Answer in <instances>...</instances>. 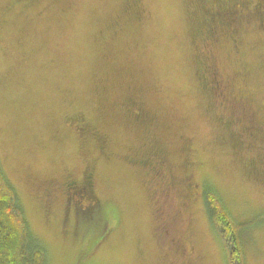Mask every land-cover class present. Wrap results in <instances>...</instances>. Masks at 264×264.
Segmentation results:
<instances>
[{"label":"rangeland","instance_id":"1","mask_svg":"<svg viewBox=\"0 0 264 264\" xmlns=\"http://www.w3.org/2000/svg\"><path fill=\"white\" fill-rule=\"evenodd\" d=\"M199 1L140 0L136 19L126 8L133 0H0V166L48 264H228L201 197L204 180L237 222L259 217L245 264H264V177L245 170L248 152L234 157L223 115L198 85ZM239 18V42L224 37L209 49L221 76L246 75L264 134V25ZM136 94L159 118L153 129L123 113V99ZM78 120L104 134V157L77 137ZM188 139L195 194L180 202L135 160L155 144L180 180ZM86 162L107 222L81 225L75 236L73 209L64 218L61 195L47 202L37 186L79 178Z\"/></svg>","mask_w":264,"mask_h":264},{"label":"trees","instance_id":"2","mask_svg":"<svg viewBox=\"0 0 264 264\" xmlns=\"http://www.w3.org/2000/svg\"><path fill=\"white\" fill-rule=\"evenodd\" d=\"M201 2H205L209 5V8H214L212 0H202ZM136 1L133 0L126 8L129 9L128 13L131 16H134L133 8L135 6ZM212 10V9H211ZM212 10V11H214ZM136 13V12H135ZM136 17V16H134ZM248 18L249 15H248ZM258 19L263 18L261 14H258ZM137 19V17H136ZM251 19V18H250ZM211 19L209 17L205 18L202 21H199V25L196 28L195 35L198 39H201V42L205 43L209 39L215 41V33L213 31L208 30L210 27ZM209 25V26H208ZM216 44V41H215ZM203 57L200 56V59ZM203 62V61H202ZM202 62H197V67L199 68V73L197 75L198 85L200 91L203 95L208 98L209 106L212 108L214 107V100L217 99L216 97V90L210 87L209 82L214 78L216 73V69H212L209 71H202L201 65ZM123 105L124 110H128L131 106H139L141 110H144L146 106H144L143 102L140 100L139 95L136 94L135 97H126L123 99L121 103ZM216 110L219 109L217 106ZM221 111V110H219ZM256 116H258V111H253ZM252 112V113H253ZM252 113H248L249 118ZM140 119L133 120L136 124H148L153 129V125L159 122V118L156 116L155 113L145 110L144 114L137 115ZM137 117V118H138ZM225 123H229L232 120L225 119ZM257 120V119H256ZM224 122V121H223ZM231 124V123H230ZM257 125V123H256ZM143 128V127H142ZM94 131L98 132L97 136H101L100 143L104 144L107 142L106 137L100 134V130L97 128H93ZM236 129V128H235ZM233 133L231 134L229 131V139L231 141L230 148L233 149L234 157L237 156L239 151H246L247 153V161L243 160L245 164L244 168L247 173L255 174L256 179L258 177L263 178L262 175L258 170H256L255 163L264 166V148H261V145L264 146V142H261V145H256L255 141L260 139V141L264 140V134L256 132L254 136V140H248L246 133L242 131L238 133H234V130L231 129ZM237 130V129H236ZM88 134V133H86ZM84 134L83 140L87 139L86 135ZM257 135V136H256ZM90 136V135H89ZM236 138V142H235ZM189 140L183 141L179 153L182 155V167L186 170L189 169L190 164H188V149H189ZM234 141V142H233ZM250 141V142H249ZM259 141V142H260ZM250 144V145H249ZM255 146L256 151L253 150ZM98 149V146H95ZM246 147V148H245ZM251 147V148H250ZM150 151L146 154H143L141 158L135 160V163L140 167L144 168V166L151 167L152 173H154L155 163L159 162L168 165L167 157L164 154V150L159 149L157 145L153 144L149 146ZM191 148V147H190ZM254 153L253 155H251ZM249 157V158H248ZM256 161L254 162V160ZM250 160V162H249ZM254 162V165H253ZM197 164V163H195ZM198 165V164H197ZM158 167V166H157ZM167 167V166H166ZM153 168V170H152ZM159 169V167H158ZM255 172V173H254ZM257 175V176H256ZM201 197L204 202V207L206 210L207 217L214 227L215 231L219 235L220 239L222 240L224 246L227 248L228 253V264H245V251H244V244L245 239L250 234V230L253 229L252 227L255 226L258 222V218L254 220H250L247 222H237L235 218L232 216L231 212L227 209L223 200L218 194L216 188H214L210 183L206 180L202 182L201 187ZM71 208V207H70ZM70 211V209H69ZM68 212V210H67ZM70 213V212H69ZM65 215L66 217L69 215ZM72 217L74 219L73 225L74 226V234L78 236L80 233L81 225H93L94 227H98L100 225H104L107 222V215L105 213L104 207L97 201L96 203L92 204L90 207L87 208L85 211H76L74 209L72 213ZM105 218V219H104ZM255 224V225H254ZM92 228V227H91ZM67 235L73 233V231L65 232ZM102 236V235H101ZM0 264H48L46 252L43 244L33 236V233L30 230V227L27 223L25 213L23 207L19 201V198L16 194V191L10 181L7 179L4 172L1 170L0 166Z\"/></svg>","mask_w":264,"mask_h":264},{"label":"flooded vegetation","instance_id":"3","mask_svg":"<svg viewBox=\"0 0 264 264\" xmlns=\"http://www.w3.org/2000/svg\"><path fill=\"white\" fill-rule=\"evenodd\" d=\"M135 1L136 3L133 8L134 16L139 19L142 13V9L140 0ZM212 2L215 10L213 8L211 9L214 11L209 8V5L207 3L201 1H199L196 7L199 16L198 21H202L207 17L211 19L210 27L208 28V30L211 29V31H213L214 33L216 32V43L218 41L221 42L223 39H225L224 37H226L230 41H235V44L239 42V37L237 35L241 26L239 13L246 15L247 18L249 15L251 19H248L259 23V26L264 25V0H254L253 2L251 0H245L244 4L240 5L233 4L232 0H212ZM258 14H261L263 18L258 19ZM210 42V39L205 42V56L201 68L202 71L205 72L215 68L216 73L218 72L217 74H215L211 82H209L210 87L214 88L217 92V99L213 101L214 107L216 108L217 106L219 108L217 110H221L219 112L223 115V121L225 118H228V120H232V122L230 121L229 123L223 122V127L226 128L228 133L229 131L231 134L233 133L231 128H233L232 126H234L238 132L242 131V134L243 132L246 133L248 140L253 141L255 133L259 131L256 127L257 116L253 111H258L259 108L255 103V99L251 96V94H249V91H247V84L245 82L247 80L246 75L239 72V75H231V77L228 78H224L223 75L221 76L217 67L218 63L215 62L212 58V54L209 49ZM199 68L200 66H198L197 68V74L199 73ZM255 105L258 109L255 107ZM145 110L146 109L141 110L139 106H131L128 110H126V112L123 113L129 119V122H132L133 120H139L140 118L137 115L144 114ZM248 113H252L250 115V118ZM77 123L78 125L75 126L78 134L77 137L81 141H83L84 134L88 133L86 134L88 135L86 136V138L90 139L95 146H98L97 153L99 154V156L104 157V155H106L104 151L105 145L100 143L101 139L99 138L101 136H97L98 132L94 131L93 128L83 124V121L81 122L80 120H78ZM259 141L260 139L255 141L256 145H261V142H264V140L260 142ZM261 148H264V146L261 145ZM253 150L256 151L255 146L253 147ZM187 151L189 153L188 164H190V167L186 170L185 175L181 174L183 175V177L180 180L175 174H173L168 165L163 163H161L160 165L159 162H156L154 169H157L154 170L153 173L155 175V185L163 184L165 185L166 190L171 192L175 191L179 195L180 202H184L187 199H190V197L195 194L193 185L191 184L193 175L191 173V170H193L196 165L193 166L195 163L190 159L191 148L189 147ZM253 154L254 153H252L251 155ZM157 166L159 167V169ZM151 167L144 166V169L151 170ZM259 172L264 175V166L261 167ZM93 186V166L89 165L88 162H86L84 165V169H82L80 172L79 178H73L70 175H67L62 182H55L50 179L46 182L38 184L37 188L38 190H42L44 193H46L48 197L46 200L47 202L50 201L49 197H51V195H55V193L61 195L64 203V218H66L65 215H67L68 213V208L73 209L72 213L74 209L76 211H85L88 207L94 204V202H97V199L94 196ZM153 192L156 193V188L153 190ZM175 217V219H178L180 216L175 215ZM170 224L171 221L168 223V225L170 226ZM175 241H178V244H181L180 238L176 239Z\"/></svg>","mask_w":264,"mask_h":264}]
</instances>
